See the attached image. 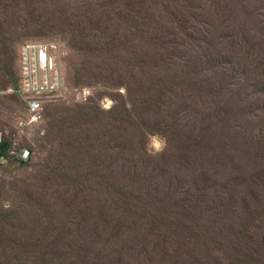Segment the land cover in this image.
<instances>
[{"label": "trees", "instance_id": "16d2710c", "mask_svg": "<svg viewBox=\"0 0 264 264\" xmlns=\"http://www.w3.org/2000/svg\"><path fill=\"white\" fill-rule=\"evenodd\" d=\"M8 1L32 8L31 17L43 23L36 26L38 36L67 37L79 57L73 67L76 86H101L104 91L75 108L60 103L46 107L42 121L47 133L37 135L35 142L43 151L48 142L52 148L42 162L15 160L36 172L20 184L14 210L0 200V252L20 244L12 240L16 227L31 241L30 255L32 241L39 240L36 253L46 252L47 262L60 264L73 251L68 245V252L55 246L61 234L54 231L69 223L71 211L81 208L84 198L99 195L114 201L117 180L122 186L129 183L119 202L127 205L130 199L149 196L138 186L150 167L162 161L147 149L142 157L130 151L136 137H233L236 96L254 95L255 109L264 112V44L239 37L238 0ZM7 32L0 26V39ZM1 43L0 68L8 69L2 58L11 48L6 49L7 41ZM26 44L55 45L62 54L58 43ZM104 96L114 101L112 108H103ZM253 134L264 137V130L259 127ZM11 147L7 139L0 143L5 158ZM6 254L10 264L19 263L12 252ZM107 257L98 254L94 260L103 264ZM86 260L96 263L86 255L71 264Z\"/></svg>", "mask_w": 264, "mask_h": 264}, {"label": "rangeland", "instance_id": "374dc122", "mask_svg": "<svg viewBox=\"0 0 264 264\" xmlns=\"http://www.w3.org/2000/svg\"><path fill=\"white\" fill-rule=\"evenodd\" d=\"M4 9L6 15L1 14ZM31 10L22 1L0 3V26L8 30L0 39V53L2 41L8 42L7 50L11 48L2 58L8 69L0 68V143L5 139L12 143L8 157L0 160V192L4 188L0 200L13 210L20 184L31 181L36 172L15 162L20 160V151L33 149L30 158L38 163L48 159L52 148L49 142L44 151L36 148L37 135L46 136L45 122L30 123L25 103L11 90L12 77L18 85L22 73L23 44H60L61 76L55 79L67 91L59 97L64 99L60 106L75 108L104 91L101 86L74 84L73 67L79 57L70 49L66 36H38L36 26L43 23L31 17ZM235 15L239 37L264 44V0H238ZM233 16L234 12L229 14L230 19ZM253 99L254 95L250 99L236 96L233 137H216L211 142L209 137H136L130 151L142 157L147 149L162 161L150 167L138 186L149 196L130 199L125 205L119 201L129 183L122 186L118 184L122 180H117L112 187L117 195L114 201L99 195L84 198L81 208L71 211L69 223L54 231L61 234L54 239L55 246L66 249L68 245L73 251L72 257L59 263H77L74 259L83 261L86 255L95 261L101 254L108 256L103 264H264V137H253L257 128L264 130V112L255 109ZM101 104L107 110L114 101L104 96ZM158 141L163 142L162 150H157ZM11 230L12 240L20 244L0 252V264L4 258L10 264L7 252L20 259L11 264H50L46 261L49 254L36 253L42 245L39 240L32 241L30 255L31 241L27 243V237L23 234L22 238L16 227Z\"/></svg>", "mask_w": 264, "mask_h": 264}, {"label": "built area", "instance_id": "2783aa9c", "mask_svg": "<svg viewBox=\"0 0 264 264\" xmlns=\"http://www.w3.org/2000/svg\"><path fill=\"white\" fill-rule=\"evenodd\" d=\"M22 51V73L17 89L11 90L25 103L31 117L30 123H40L46 107L62 103L64 99L59 97L67 93L55 79L56 75L61 76L58 61L60 49L57 51L55 45L26 44ZM29 158V150L20 151V160L28 161ZM1 159L5 160V156L0 152Z\"/></svg>", "mask_w": 264, "mask_h": 264}, {"label": "clouds", "instance_id": "9594fccd", "mask_svg": "<svg viewBox=\"0 0 264 264\" xmlns=\"http://www.w3.org/2000/svg\"><path fill=\"white\" fill-rule=\"evenodd\" d=\"M163 142L162 141H158V143H157V150H162V148H163Z\"/></svg>", "mask_w": 264, "mask_h": 264}]
</instances>
